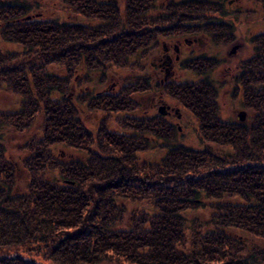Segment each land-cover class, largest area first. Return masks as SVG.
I'll return each instance as SVG.
<instances>
[{"label": "trees", "instance_id": "trees-1", "mask_svg": "<svg viewBox=\"0 0 264 264\" xmlns=\"http://www.w3.org/2000/svg\"><path fill=\"white\" fill-rule=\"evenodd\" d=\"M59 1L79 19H41L31 13L36 2L0 0V91L20 99L16 109L0 108V264H264V32L253 36L254 53L235 79L252 117L222 120L209 77L165 83L196 117L202 140L221 150L161 145L166 152L151 162L138 156L150 147L146 133L173 140L177 127L161 115L130 114L134 93L150 88L133 58L148 56L162 36H229L228 23L215 21L223 6L170 0L151 14L155 0H126L122 10L113 1ZM183 64L201 73L213 62L197 56ZM113 65L137 75L116 92L82 88L73 101L71 84L92 82L79 68H102L103 86ZM84 108L104 112L95 127ZM35 126L14 156L7 132ZM60 145L88 159L62 161ZM200 209L207 218H188Z\"/></svg>", "mask_w": 264, "mask_h": 264}, {"label": "rangeland", "instance_id": "rangeland-1", "mask_svg": "<svg viewBox=\"0 0 264 264\" xmlns=\"http://www.w3.org/2000/svg\"><path fill=\"white\" fill-rule=\"evenodd\" d=\"M31 1L36 2L31 11L32 14L37 15L35 17L41 19H65L70 22L79 19L78 16L70 10L65 11L59 0ZM101 1H113L121 10L124 9L126 4V0ZM165 1L168 2L170 0H155V7L150 13L157 14L156 12H159L160 8L165 6ZM222 6L223 11L220 12V14H218L219 17L216 16V18H218L217 20L224 21L225 24L228 23L227 28L231 31L229 36H227L228 34H226V32L222 34L217 33L220 35H218L216 39L208 33L204 34L203 32L162 36L158 47L152 50L148 56L142 57L139 52L133 58L139 62V64L146 67V73L147 75L149 74L148 82L150 88L142 92L134 93L133 100L136 103V107L131 110L130 114L138 118L147 119L161 115V118L177 127L173 140L158 137L152 133H146L150 147L138 153L140 160L147 159L151 162L159 161L166 152V147L159 148L161 145L166 146L180 143L192 149H204L211 146L217 152L221 150L218 146L210 145V143H206L202 140L199 134L196 117L181 103L176 101L172 95L165 92L164 89V91L162 90L161 87H163L165 83L197 81L200 80V78L209 77V80H211L217 90L218 113L222 120L227 122H246L252 117L251 112L243 104L242 91L240 88H236L238 85L235 79L237 75L236 72L241 69V61L249 58L254 53L253 36L264 32V7H262L261 2L257 0H233L232 3L226 0ZM186 38L189 39V41H185ZM163 42L170 46L169 51L173 57V63L171 66L168 64L165 65L164 69L160 70L157 64L155 67H152L151 63L158 62L163 56ZM178 42H180V51L178 53L179 59H176L177 53L174 51V44ZM235 44L239 45V47H233ZM1 45L10 50L18 49V46L14 43H1ZM197 56L212 61L213 65L210 67L211 69L208 68L205 72L198 73L187 68L183 64L185 59ZM109 67L105 71L106 80L103 86H96V81L102 74V68L90 70L84 67L82 69L79 68L78 76L80 77L84 73H89L92 77V82L80 81V79L77 78V80L71 84L73 101L77 100L76 95L82 88L87 92L94 90H109L116 92L127 78L137 75L128 68H122L117 65ZM165 69H168L169 75L164 78ZM51 70L58 74L62 73L61 66L51 67ZM79 81L83 84L81 88L77 86V82ZM59 92L60 91L57 90L54 94L58 96ZM19 100V97L9 90L4 89L0 91L1 109H16L19 106ZM160 106H163L164 112H160ZM82 116L86 125L93 128L96 126V121L104 116V112L99 110L88 113L84 108ZM108 126L116 131L121 130L115 122H112L111 125L108 124ZM38 128L39 127L35 126L28 133L7 132L6 142L9 144L14 156L17 157L22 154L21 148L23 144L31 135L38 133ZM126 130L128 131L127 133L130 131L136 133L134 129L128 128ZM56 153L62 161L67 162H84L88 159V154L86 152L64 145L58 146ZM200 198L202 199L203 196ZM226 199L229 201L231 198ZM145 205L147 206L146 203ZM140 206H143V204ZM207 212L208 210L200 209L195 213H189L188 218L191 219L195 215H198L202 219H205L207 218ZM238 233L240 232L238 231Z\"/></svg>", "mask_w": 264, "mask_h": 264}, {"label": "flooded vegetation", "instance_id": "flooded-vegetation-1", "mask_svg": "<svg viewBox=\"0 0 264 264\" xmlns=\"http://www.w3.org/2000/svg\"><path fill=\"white\" fill-rule=\"evenodd\" d=\"M225 1L226 0H213V2H218L219 4H221V5H224V3H225ZM228 2L229 3H232L233 2V0H228ZM167 3V1H165V3L164 4H166ZM155 5V4H154ZM215 21L216 22H220V23H224V21H222V20H217V19H215ZM205 34V33H204ZM185 41H189V39H185ZM239 47V45H237V44H235V45H233V47ZM162 47H163V56L159 59V61L158 62H153V63H151V65H152V67H155L156 66V64L160 67V70H162V69H164V67H165V65H169V66H171L172 65V63H173V57H172V55L170 54V46L169 45H167V43H165V42H163L162 43ZM174 51L177 53L176 54V59H179V51H180V42H178V43H175L174 44ZM234 51V50H233ZM169 75V71H168V69H165V75H164V78L165 77H167ZM163 80V79H162Z\"/></svg>", "mask_w": 264, "mask_h": 264}, {"label": "water", "instance_id": "water-1", "mask_svg": "<svg viewBox=\"0 0 264 264\" xmlns=\"http://www.w3.org/2000/svg\"><path fill=\"white\" fill-rule=\"evenodd\" d=\"M159 110H160V112H164L165 111L164 108H163V106H160Z\"/></svg>", "mask_w": 264, "mask_h": 264}]
</instances>
